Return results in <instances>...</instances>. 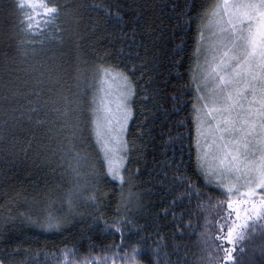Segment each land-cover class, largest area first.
I'll list each match as a JSON object with an SVG mask.
<instances>
[{"label":"trees","instance_id":"trees-1","mask_svg":"<svg viewBox=\"0 0 264 264\" xmlns=\"http://www.w3.org/2000/svg\"><path fill=\"white\" fill-rule=\"evenodd\" d=\"M215 1L173 0L172 9L165 0H0V264H226L214 207L225 193L200 180L190 119L202 33L190 17ZM107 70L135 85L119 181L93 129ZM177 137L172 164L182 160L184 180L169 189ZM121 216L145 238L129 233L121 244L104 228ZM244 222L227 264H264V221Z\"/></svg>","mask_w":264,"mask_h":264},{"label":"snow or ice","instance_id":"snow-or-ice-1","mask_svg":"<svg viewBox=\"0 0 264 264\" xmlns=\"http://www.w3.org/2000/svg\"><path fill=\"white\" fill-rule=\"evenodd\" d=\"M35 2L44 4L45 0H35ZM165 3H170L171 8L175 9L173 0L162 2V4ZM190 8L191 4L189 3L188 7L183 10V15H187ZM213 13L215 14V23L217 25L222 23L223 27L217 28V39L212 45L204 48L199 44L197 45V62L190 70L189 86L195 84L198 89L202 88L203 91L199 93L198 97L201 103L194 106L190 115L191 126L192 128L194 126L199 134L205 138L211 134L214 137L213 143L219 151H226L235 157L238 149L230 148L229 145H237L240 139L251 136L256 128H264V0H233L231 4L228 0H223V6L221 3H216L211 7L201 4L198 5L197 12L190 19H198L200 21L199 27L203 31L207 23L205 17L208 18ZM113 19L123 25V16L119 11L114 12ZM225 29H230V34L228 36L220 35ZM225 41H227L226 45ZM209 52H214L215 55L209 56ZM200 56H203V60L200 59ZM209 60H211V71L215 74L213 76L214 87L210 92L206 91L208 72L203 68V65ZM178 66L179 58H174L170 68H178ZM120 83L121 85L130 84L127 95L125 96L122 89L115 101V111L119 113V116L114 117L117 119V128L122 126L125 129L130 125V120L134 114V110L125 105L126 101L130 105L131 99L135 97V85L128 75ZM160 91L159 87L155 88L154 95L159 96ZM143 99H148L147 92L143 93ZM210 102L216 105L214 109L208 107ZM121 118L123 119L122 125L119 123ZM181 135H183L182 132ZM113 139L119 142L121 137L114 133ZM192 141L198 149L209 147L207 139L201 145V141L196 135L192 136ZM182 143L183 141L179 137L172 140L173 156L167 159V165L178 174V178L177 176L170 177L167 183L169 189L184 180V174L180 172L182 160L177 159L175 167L172 164V160L175 159V147ZM123 147L127 150L125 140ZM195 160L201 161L199 165L201 169L200 180L209 190L225 193L224 199L215 202L214 207H217V204L220 205L217 207L219 211L215 220L218 225V235L215 240L223 241L225 253L223 259L227 264L233 259L236 237L243 239V233L236 231L237 223L244 219V224L240 225V228L243 229L247 226L249 219L264 221V191H258L264 187V182L258 181L254 186L234 192V185L222 183L217 171L212 170L210 166L205 170V164L199 155L195 157ZM113 164L116 166L117 176H119V161H113ZM164 175L167 177L168 173L165 172ZM209 177L212 179L209 180ZM213 177L216 178L215 181H213ZM160 183L165 184V181ZM242 209L243 216L241 214ZM120 220H126L131 228H125L119 222ZM58 227L59 225L55 221L45 225V229ZM109 227L117 236L121 237V244L123 237L129 233L138 240L145 238L142 233L136 234V225L128 217L121 216L116 221L104 226L105 229ZM253 228L255 229V225ZM260 228L264 230V223L260 225ZM148 235L150 236L151 233ZM219 251H221V246ZM125 264H127L126 261Z\"/></svg>","mask_w":264,"mask_h":264},{"label":"rangeland","instance_id":"rangeland-1","mask_svg":"<svg viewBox=\"0 0 264 264\" xmlns=\"http://www.w3.org/2000/svg\"><path fill=\"white\" fill-rule=\"evenodd\" d=\"M228 2L231 4L233 0H228ZM216 3H221V6H223V0H216L214 5ZM214 15L213 13L212 16L207 18V23L201 33L200 46L202 48L212 45L217 39V28L223 27L222 23L219 25L215 23ZM230 31V29H225L220 35L228 36ZM226 43L227 41H225V45ZM216 50L218 51V49ZM212 55H215V53L209 52V56ZM200 59L203 60V56H200ZM210 64L211 60L203 65L204 70L208 72L206 88L208 92L214 87L213 76L215 75L211 71ZM124 77L125 75L117 71L107 70L101 73L96 83L93 109L94 134L103 153L109 174L113 178H117L118 181L121 178V171L125 161V149L123 145L127 127L125 129L122 126L117 128V119L114 117L119 116V113L115 111L117 97L120 95L122 89L126 96L130 88V84L121 85L120 82L124 80ZM201 91H203L202 88L198 89L196 87V105L201 103L198 99ZM125 106L130 107L127 101ZM208 107L214 109L216 105L210 102ZM119 123L121 125L123 124L122 118L119 120ZM196 132L198 139L201 141V145H203L205 139H207L209 145L207 148L200 147V151L198 150L199 156L205 164V170L210 166L212 170L217 171L222 183L225 185H234V192L242 188L254 186L258 181L264 182V128H256L251 136L240 139L237 145H229L230 148L238 149L235 157H232L226 151H219L213 143L214 137L211 134H208L207 138H205V136L199 134L198 130ZM114 133L121 137L119 142L113 139ZM113 161H119V176H117L116 166L113 164ZM209 178L212 179V177ZM215 180L216 178L213 177V181ZM258 191H264V187H261Z\"/></svg>","mask_w":264,"mask_h":264}]
</instances>
